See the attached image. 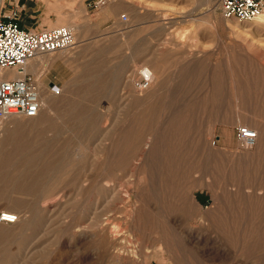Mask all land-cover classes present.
Returning a JSON list of instances; mask_svg holds the SVG:
<instances>
[{"label": "rangeland", "instance_id": "374dc122", "mask_svg": "<svg viewBox=\"0 0 264 264\" xmlns=\"http://www.w3.org/2000/svg\"><path fill=\"white\" fill-rule=\"evenodd\" d=\"M92 2H0L76 39L29 61L50 107L0 122V212L18 218L0 222V264H264V17Z\"/></svg>", "mask_w": 264, "mask_h": 264}, {"label": "built area", "instance_id": "2783aa9c", "mask_svg": "<svg viewBox=\"0 0 264 264\" xmlns=\"http://www.w3.org/2000/svg\"><path fill=\"white\" fill-rule=\"evenodd\" d=\"M111 0H93L91 6L99 9ZM223 16L239 22H253L264 15V0H221ZM17 4L8 11L0 12V122L14 117L36 118L41 109L39 93L33 76L24 72L29 61L39 55L68 50L76 44L73 30L68 26L24 28L18 22ZM122 21L127 16L122 14ZM17 73L19 76L9 75ZM151 80L148 76L134 82L137 90H147ZM51 91L57 87L51 83ZM238 141L243 148L257 143L258 134L249 127L238 129ZM0 220L16 222V216L0 212Z\"/></svg>", "mask_w": 264, "mask_h": 264}, {"label": "bare ground", "instance_id": "6f19581e", "mask_svg": "<svg viewBox=\"0 0 264 264\" xmlns=\"http://www.w3.org/2000/svg\"><path fill=\"white\" fill-rule=\"evenodd\" d=\"M0 2H2V0H0ZM112 2V0L108 3V4H110ZM1 4V3H0ZM264 17V15H262V16H259L257 19H255V21H262V19H260V18H263ZM254 21V22H255ZM64 52H66V51H64ZM30 62H28V64L25 66V68H24V72L25 73H27L28 71H33V70H35V69H37L38 68V66H33L32 64H29ZM9 75H11V76H14V77H17V76H19L17 73H11V72H9ZM143 76H148L149 78H150V80H151V84L153 85V81H154V78H155V74H154V71L152 70V68H150V67H142L141 68V70L139 71V77H143ZM37 80H38V82H37ZM35 79V83H36V87H37V91H38V93H39V99H40V103H41V108L44 106V107H46V108H48L47 106H49L50 104V101L48 100V99H44L42 96V91H41V88H40V86H39V88H38V83H40L39 81V79ZM151 84H150V87L147 89V90H149V89H151ZM42 85V84H41ZM142 91H144V90H142ZM156 94L157 93H154V95H155V97H156ZM46 98V97H45ZM50 107V106H49ZM40 111H41V109H40ZM40 111H39V113H40ZM15 118V117H14ZM255 131L256 132H258V129H255ZM257 142H258V139H257ZM141 203H142V201H141ZM16 221H18V218L16 217ZM0 222H3V221H1L0 220ZM6 223V222H5ZM14 223H17V222H14ZM13 223V224H14ZM9 224H11V223H9ZM108 238V237H107ZM109 240V239H108ZM110 241V240H109ZM108 242V241H107ZM110 243V242H109ZM107 244V243H106ZM111 244H113V243H111ZM107 246V245H106ZM108 248V247H107ZM114 248V247H113ZM55 261V260H54Z\"/></svg>", "mask_w": 264, "mask_h": 264}, {"label": "crops", "instance_id": "0c3cea01", "mask_svg": "<svg viewBox=\"0 0 264 264\" xmlns=\"http://www.w3.org/2000/svg\"><path fill=\"white\" fill-rule=\"evenodd\" d=\"M1 7V6H0ZM56 87H57V85H56V83H53Z\"/></svg>", "mask_w": 264, "mask_h": 264}]
</instances>
